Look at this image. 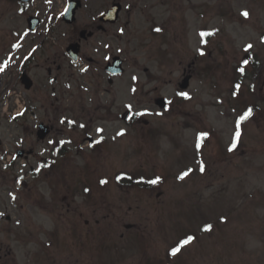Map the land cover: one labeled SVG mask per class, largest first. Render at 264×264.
Segmentation results:
<instances>
[{"label": "rangeland", "instance_id": "1", "mask_svg": "<svg viewBox=\"0 0 264 264\" xmlns=\"http://www.w3.org/2000/svg\"><path fill=\"white\" fill-rule=\"evenodd\" d=\"M32 2L0 0V203H17L21 220L6 224L12 248L23 252L14 237L21 222L35 231L27 250L43 245L42 264H264V0H171V28L140 42L125 35V73L113 86L102 81L105 94L78 86L67 62L63 77L48 76L66 59L71 29L59 18L64 0ZM29 14L41 19L35 33ZM195 57L197 74L183 90L181 70ZM84 101L110 109L92 120L101 145L77 155L66 143L53 156L38 123L63 128L66 142L73 131L59 122L87 121L76 113ZM31 147L33 158L16 157ZM67 167V177L51 173Z\"/></svg>", "mask_w": 264, "mask_h": 264}, {"label": "flooded vegetation", "instance_id": "2", "mask_svg": "<svg viewBox=\"0 0 264 264\" xmlns=\"http://www.w3.org/2000/svg\"><path fill=\"white\" fill-rule=\"evenodd\" d=\"M22 7L28 8L29 5H32V1L29 3L19 2ZM76 0H64L65 4L62 8L60 14V20L64 22V24L71 29L70 36L68 39V43L66 46V54L65 58H61L58 60L56 59L54 62L56 63L55 68V75H53V68L48 67V76L55 77V80H58L59 76H62L64 72V65L67 62L68 70L71 71V76L74 78L75 82L78 86L82 88L84 87H96L97 90L102 91L104 94L108 93L106 88L102 86V81L106 79L110 86L115 84V80L118 77L123 76H111L107 70V67L110 62H112L116 57H120L123 59L124 63L123 66L126 64V60L122 56V49L124 44L125 35L131 34L135 40L142 41L145 39L150 40V34L154 33H161L166 26L171 28V17H169V3L171 0H158V2L154 3L153 0H77L80 2V6L77 8L75 12V19L72 23H66L64 21L63 15L67 8L70 6V3ZM162 8L161 11H156L155 7ZM85 7L84 10V17L80 18L79 13L82 11V8ZM117 8V9H116ZM143 8V9H142ZM145 8L149 11L146 13ZM154 8V11H152ZM141 10V13H140ZM135 13L137 14L135 16ZM140 13V16H139ZM31 16L39 18L36 14H29ZM28 15V16H29ZM27 16V17H28ZM26 17V18H27ZM40 19V18H39ZM41 24V19H40ZM131 28L136 30V34L133 35L131 32ZM29 29V27H28ZM36 32V31H31ZM131 38H129L130 40ZM77 44L78 45V55L77 58L75 56H71L67 53V48L70 45ZM59 63H58V62ZM197 57L190 63L186 64V67H183L181 70V78L189 77L191 81L194 79L195 75L197 74ZM54 63V64H55ZM145 73L148 72V68L144 67ZM27 73V70H23L20 75V82L22 80V75ZM78 76L84 79L83 84H79ZM33 80V78H32ZM111 81V82H110ZM34 86V80H33ZM102 89V90H101ZM162 95H157L155 100ZM166 98V97H165ZM166 107L169 105V101L166 98ZM82 110L76 113L81 115L80 119L84 120L87 118V121H75V122H59L60 124L65 125V128L73 132H69L67 134L66 142L60 141L62 140L66 134L61 135L60 132L64 130L59 126H55L54 123L49 121H40L38 126L41 123H44L47 126V137L44 140H39L41 143L48 141L50 145L53 146L55 154L64 155L66 148L65 144H70L71 149L75 151L77 155H84L85 151H88V148L91 150V145H95V147L101 145V134L99 132L98 138H93L90 134V129L92 122L95 118H102L101 113H107L110 111L107 105L99 104L91 108L89 105H86L84 101ZM103 110V111H101ZM119 113V117L123 118V114ZM129 113V112H128ZM131 114V113H129ZM140 117H145L143 115L137 116V122L140 123L141 127H148L150 122H143L141 121ZM134 118V116H132ZM136 122L128 121L126 124L127 126H135ZM58 124V122H56ZM139 125V124H138ZM101 127L98 126L96 129H100ZM38 129L36 131L37 136ZM139 132H142L140 129ZM119 131H117L116 135H118ZM121 133V132H120ZM50 137H56V140L50 139ZM38 139V138H37ZM47 139V140H46ZM98 140V144L94 142ZM33 150L30 154L24 153L23 159L29 160L35 156V150ZM44 159L41 158V166H43ZM49 162H55V159L47 158ZM102 161H105L102 158ZM68 168V167H67ZM60 171V172H59ZM51 173L55 176L56 173L60 175L62 173L64 176L71 175L72 169H64L61 170H51ZM24 188L28 189L27 185H24ZM58 188V187H55ZM61 191V190H60ZM56 193V197L58 193ZM36 193L39 196L38 190L36 192L30 191L28 197L25 200L34 199L36 197ZM42 196V195H41ZM40 197V196H39ZM54 197V193L52 194V199H56ZM62 207L66 210V213L71 211L72 202L69 201L67 195L63 194L62 196ZM51 205L54 207V200L51 202ZM37 208V207H34ZM47 209L53 208L47 207ZM12 210V212H9ZM20 210H24L23 216L26 213V209L24 204L21 205ZM19 209L17 208V203L15 206H10V203L1 202L0 203V264H42V258L44 255V249L42 244H36L35 248L31 249L30 251L27 250L28 241H36L35 235L31 232H35L34 229L31 230L28 228L27 223H18L20 231L14 235L15 241L18 245L23 248V252L18 253L14 250L11 246L10 240L11 237H7L10 233V228H6V224L11 223L13 220L19 219L18 217ZM65 216L69 220V214ZM26 219V218H24ZM4 221L5 223H3ZM49 244V243H48Z\"/></svg>", "mask_w": 264, "mask_h": 264}, {"label": "water", "instance_id": "3", "mask_svg": "<svg viewBox=\"0 0 264 264\" xmlns=\"http://www.w3.org/2000/svg\"><path fill=\"white\" fill-rule=\"evenodd\" d=\"M80 6V2L79 1H73L71 2L69 8L67 9L65 15H64V19L67 21V23H71L74 21L75 19V12L77 10V8ZM117 9V8H116ZM28 23L30 25V27L32 29H35L36 26L39 23V20L37 18L34 17H29L28 18ZM69 55L71 56H75V58H77L78 55V45L77 44H72L69 46V48L67 49ZM122 63L123 61L120 58H115L114 63L110 64L108 67V70L112 73V74H121L123 72V68H122ZM22 82L25 84V87L27 89L31 88L32 86V80L30 79V77L27 74H23L22 77ZM188 86V78H186L183 83L181 84L182 88H186ZM157 105H159V107L163 108L165 107V100L164 98H158L156 100ZM1 124V121H0ZM47 133V127L44 124H40L39 126V131H38V136L40 138H44L45 135ZM23 151L20 150L17 152V155L20 156L22 155Z\"/></svg>", "mask_w": 264, "mask_h": 264}, {"label": "snow or ice", "instance_id": "4", "mask_svg": "<svg viewBox=\"0 0 264 264\" xmlns=\"http://www.w3.org/2000/svg\"><path fill=\"white\" fill-rule=\"evenodd\" d=\"M243 15L247 17V16H248V13L245 12V13H243ZM205 35H207V33H206ZM249 47H251V46H249ZM182 95H186V94H183V93H182ZM154 183H155V181H154ZM178 250H179V249L174 250L173 254H175V252L178 251Z\"/></svg>", "mask_w": 264, "mask_h": 264}]
</instances>
